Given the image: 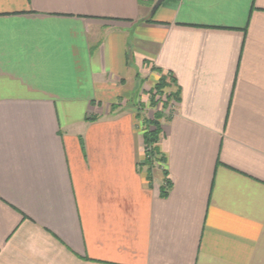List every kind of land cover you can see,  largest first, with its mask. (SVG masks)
<instances>
[{"label": "crops", "instance_id": "crops-1", "mask_svg": "<svg viewBox=\"0 0 264 264\" xmlns=\"http://www.w3.org/2000/svg\"><path fill=\"white\" fill-rule=\"evenodd\" d=\"M156 2L0 0V264H264V0Z\"/></svg>", "mask_w": 264, "mask_h": 264}, {"label": "trees", "instance_id": "trees-1", "mask_svg": "<svg viewBox=\"0 0 264 264\" xmlns=\"http://www.w3.org/2000/svg\"><path fill=\"white\" fill-rule=\"evenodd\" d=\"M176 82L174 75H162L160 80L155 84L156 93L166 94V88L172 86ZM180 89L178 91L169 92L167 95L169 100H179ZM155 95L151 94V103H156ZM163 113H156V117L153 119H144V124L146 125V131L144 134L145 138V165L149 166V170L152 173L157 164L165 163V156L161 153L159 142L163 137V126H162ZM166 172V170L164 171ZM167 175V173H166ZM151 176V175H149ZM171 185V181L166 179V186L162 190V194L166 195L168 188Z\"/></svg>", "mask_w": 264, "mask_h": 264}, {"label": "rangeland", "instance_id": "rangeland-1", "mask_svg": "<svg viewBox=\"0 0 264 264\" xmlns=\"http://www.w3.org/2000/svg\"><path fill=\"white\" fill-rule=\"evenodd\" d=\"M173 86V85H172ZM167 87L166 88V94H168L173 87ZM172 92V91H171ZM166 94L156 93V87H152V95H155V102L148 105V108L146 109V118L147 119H153L156 117V113L162 112L163 113V119H165L169 114L173 111V105L174 100H169ZM142 107H145L144 104H141ZM152 115V116H151ZM150 117V118H149ZM162 119V120H163Z\"/></svg>", "mask_w": 264, "mask_h": 264}, {"label": "water", "instance_id": "water-1", "mask_svg": "<svg viewBox=\"0 0 264 264\" xmlns=\"http://www.w3.org/2000/svg\"><path fill=\"white\" fill-rule=\"evenodd\" d=\"M163 1H164V0H157L156 4H155L154 7H153V11H155V10L158 8V6H160V4H161Z\"/></svg>", "mask_w": 264, "mask_h": 264}]
</instances>
